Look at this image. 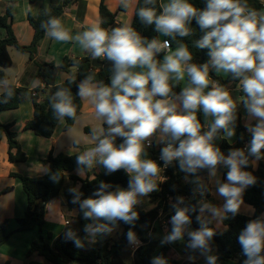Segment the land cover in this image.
Returning a JSON list of instances; mask_svg holds the SVG:
<instances>
[{
    "label": "clouds",
    "instance_id": "obj_1",
    "mask_svg": "<svg viewBox=\"0 0 264 264\" xmlns=\"http://www.w3.org/2000/svg\"><path fill=\"white\" fill-rule=\"evenodd\" d=\"M130 3L131 0H120L124 9L129 8ZM159 8L161 11L157 14V0H143L136 15L142 23L154 24L158 33L173 40L192 35L190 25L195 19L204 32L202 38L195 41V47L210 49L208 62L194 63L192 52L183 42L172 50L169 40H148L127 24L109 31L97 23L75 35L54 16L41 24L52 39L74 41L89 52L92 59L106 58L112 62L110 84L96 81L94 74L89 73L78 85L77 95L91 103L95 116L107 127L92 129L94 146L76 156V172L84 175L96 164L102 165L106 174L123 169L129 175L128 187L116 186L109 191L113 186L101 181L92 197L86 199L81 198L79 185L68 191L71 203L79 205L83 219L92 221L84 227L85 239L95 241L110 233L109 225L117 221L134 226L139 219L135 209L141 198L159 191L158 185L166 179L161 175V166L146 158L145 142L150 147V138L155 136L158 143L165 145L159 157L163 168L178 162L186 177H193V195L201 197L209 188L198 173L207 170L209 181L216 186V194L224 200L222 207L203 200L182 206L184 197H176L171 205L175 210L169 221L171 230L160 243L174 244L187 236L188 251L198 252L206 264H217L218 257L213 254L210 243L216 233L208 226L210 221L205 213L215 220L239 214L244 191L257 182L245 169L264 158L261 152L264 149V10L250 7L247 0H207L203 10L189 0H167ZM162 52L165 55L161 61L157 56ZM210 66L217 73L239 79V87L245 94L241 100L248 116L256 120L255 125L248 128L252 139L247 151L234 148L225 155L214 143L221 130L226 138L235 135L237 101L219 81L210 78ZM186 76L189 82L177 94L173 88ZM0 89L4 92L0 103H8L14 95L11 82L0 80ZM50 105L56 120L76 118V106L69 89L58 88L50 97ZM199 110L206 118L213 119L202 126L197 116ZM202 127L207 129L203 133ZM118 137L122 138L119 145L116 144ZM78 143L74 141V146L78 147ZM220 166L228 169L226 182L218 178ZM50 179L58 182L60 176L52 173ZM196 212L200 226L192 230L189 213ZM65 236L73 239L75 247H84L71 229ZM126 238L133 249L140 247L141 242L131 228ZM238 242L246 257L243 264H264V215L247 222ZM188 259L195 257L190 255ZM152 264H166V260L156 256Z\"/></svg>",
    "mask_w": 264,
    "mask_h": 264
},
{
    "label": "trees",
    "instance_id": "obj_2",
    "mask_svg": "<svg viewBox=\"0 0 264 264\" xmlns=\"http://www.w3.org/2000/svg\"><path fill=\"white\" fill-rule=\"evenodd\" d=\"M35 0H30L33 4ZM207 0H193L191 3L198 9L203 10L206 7ZM250 7L257 10H262L264 4L262 0H247ZM79 4L84 8L85 4L81 0H58L51 1L47 8H42L37 15H34L32 10L28 11V21L34 29V37L29 45H21L14 34L13 19H14V7L9 5L6 7L3 14H0V30L4 29L6 35L4 38H0V80L7 79L5 70L13 66V60L9 52V48L13 47L22 54L29 55V61H33L37 55L38 47L41 41L45 37V30L41 28V24L46 22L49 16H54L60 19L64 13V9L70 5ZM161 0H157V14H160L161 9L159 5ZM143 6V0H138L134 18L131 26L144 38L151 40L158 38V32L155 30V25H146L141 22L136 15L138 7ZM120 11H126L121 5ZM100 26L111 30L116 25V16L107 7L105 0H101L99 5ZM190 27L193 29L192 35L188 37H177L173 40L171 37L164 36V40H169L171 47L175 49L179 42L187 44L189 50L193 54V62L197 64H203L210 60L208 55L210 49H200L195 47V41L202 38L204 32L200 29L195 19L191 22ZM164 53H160L157 59L161 60ZM92 57L89 54L81 59H71L64 57L59 66L55 67L53 64L44 63L40 66L39 75L44 82L45 87L40 85L35 87L30 95L35 92L36 94L30 96L33 102V117L27 121L24 126V130L32 131L35 135L51 138L54 131L60 122L53 116L50 105V97L57 91L58 88L69 89L72 94L73 103L76 106V118L81 112L83 102L77 95L79 83L89 73L94 74L96 81H103L105 84H110V76L112 69V62L106 58H100L99 61L103 63L102 66L95 67L92 65ZM76 66L74 69H72ZM47 67L59 69L60 71L70 74V77L62 82H53V75L46 71ZM210 78L217 80L227 90L230 86L238 85L239 79H234L231 74L226 76L217 75L213 68L210 66L209 72ZM14 95L8 103H0V113L5 111H11L18 109L20 105L26 100L28 89L23 86L11 85ZM181 83L177 84L173 91L177 94L182 90ZM241 97L245 94L243 91L240 93ZM4 92L0 99H3ZM42 97V98H41ZM243 102L237 103V119L235 121L236 142L231 144L223 135L221 130L216 140H220V149L227 155L230 149L242 148L245 149L250 144L252 134L248 131L249 126H254L255 123L244 125L242 120V106ZM198 119L202 126V110L197 112ZM75 119L65 118L64 130H69L73 127ZM12 123H2L0 120V143L3 135L6 136L8 141V161L10 163H23L26 162L28 157L22 150L21 145L16 139V133L11 130ZM107 127V126H105ZM87 132H91L89 128H86ZM201 132H204L202 127ZM122 142V138L116 139V144L119 145ZM178 146V143H177ZM247 151V149H245ZM146 158L155 159L158 150L146 147ZM264 153V149L261 150ZM80 153V152H79ZM67 155L65 153H59L57 155L52 152L48 155L44 163L48 165V172L41 176H27L19 173L11 172L10 175L13 178H18L22 184V188L27 196V208L23 217H18L14 220L16 228L10 231V219L0 221V247L4 245L10 237L18 232L31 231L36 228L43 230L46 225L47 205L60 198V195L65 187L67 180H70L71 185L67 187L64 196L66 205L70 210L76 209L77 216L74 218L75 225L67 227L59 235L53 238L52 232H48L47 236L40 234L38 240L31 242L30 247L26 253L29 258L36 254L43 258L47 264H129L123 257L124 250L129 247L126 233L131 228L136 233L138 240L141 242L134 253V256L130 264H152V260L156 256H162L166 260V264H197L194 260H185L180 262L171 255V246L164 244L161 247L155 237V224L158 221L161 214H164L167 219L170 220L174 215L175 210L171 207L175 202L176 197H184V205L190 206L197 204L198 201L209 197V192H206L203 197L199 194L193 195V189L195 184L191 181L193 177L188 176L179 169L178 162H173L167 169V180L158 185L159 191H154L149 194L150 200L156 203V206L149 210H143L138 205L136 211L139 214V219L135 222L134 226L125 224L123 221H117L122 227V232L117 239H114L111 232L99 236L95 241H89L85 239L86 233L84 227L87 223H91V220H85L82 217V213L79 210V205L71 203V195L68 191L69 188L80 186V191L83 193L82 199L92 197L94 191L97 190L101 181L111 184L113 188L116 186L127 189L129 175L123 170H118L112 174H106L105 170L102 172H95L94 170L86 171V178L82 179L78 175L74 174L76 171V156L79 154ZM254 160V158H250ZM250 171L256 178L257 182L254 186L248 187L243 193V201L254 209L252 216H246L241 213L232 217L229 214L228 219H221L222 224L226 227L225 230H217L210 218L208 219L209 227L213 228L215 235L211 240L212 249L215 255L218 257L217 264H243L246 257L242 254L241 245L238 242V236L241 230L246 226L247 222L256 219L264 215V162L260 161L257 166L255 163H250L245 169ZM52 173H57L60 176L58 182H53L50 179ZM207 170H201L198 175L204 181L207 175ZM227 172H224V178H226ZM93 176V177H92ZM11 191L10 187H7L0 191V195L6 194ZM169 197L172 198L170 202ZM95 198V197H93ZM199 213H189L192 223L190 228L196 230L199 228V222L196 220V216ZM102 223L104 221H101ZM171 227V224H169ZM71 229L77 237H79L83 244V248H77L74 246L73 239L66 238L65 233ZM187 242V236H185ZM185 252L188 255L196 257L200 254L198 252L192 253L185 247Z\"/></svg>",
    "mask_w": 264,
    "mask_h": 264
},
{
    "label": "crops",
    "instance_id": "obj_3",
    "mask_svg": "<svg viewBox=\"0 0 264 264\" xmlns=\"http://www.w3.org/2000/svg\"><path fill=\"white\" fill-rule=\"evenodd\" d=\"M51 1H58V0H35L33 4L30 3V0H0V14H3L6 7L12 5L14 7V19H13V30L14 34L18 40V43L21 45H29L31 44L33 37H34V29L30 25L28 21V11L32 10L34 15H37L42 8H47L50 5ZM85 6L82 8V5L73 4L64 9V13L60 18L63 26L70 32L71 35H75L78 32H82L92 26L93 24H100V16H99V5L101 0H81ZM193 0H189L191 3ZM167 0H161V3H166ZM264 4V0H262ZM105 3L109 10L113 12L116 16V25L115 27L122 26L124 24L130 25L134 18L135 9L138 3V0H131L129 8L126 11H120V0H105ZM264 10V7L263 9ZM6 35V31L4 29L0 30V38H4ZM158 38L162 42L164 40V35L158 33ZM15 48H9L10 55L13 60V67L16 65L15 58ZM16 50V49H15ZM172 50H175L172 48ZM17 51V50H16ZM20 53V52H19ZM22 54V53H21ZM90 53L81 49L80 45L74 41H57L52 39L51 37L45 34L44 39L41 41L37 55L35 56L33 61H29V55L23 54L20 58L21 66L19 69L16 68L15 74L11 79L9 71L5 70L7 80L11 82V85H15L17 87L23 86L28 89V93L31 92L35 87L41 86L42 88L45 87L44 82H42V78L39 75L40 66L44 63L53 64L55 67L59 66L62 62L64 57H69L71 59H81L83 57L88 56ZM165 55V53H164ZM27 60V61H26ZM163 58L161 59V61ZM54 69L53 75V82L55 83H62L66 81L70 74L60 71L59 69ZM74 69V67L72 68ZM11 71V70H10ZM213 71L220 76H226L227 74L221 72L217 73L214 69ZM189 80L186 76L184 81L180 83L182 86H186L185 81ZM238 91L239 97L242 99L240 93L242 89L239 87V84L236 86H230L229 92ZM30 95V94H29ZM32 95V94H31ZM30 95V96H31ZM42 98V97H41ZM242 100H237V103H241ZM83 106L81 109L80 114L75 120V123L72 128L69 130H64L65 120H62L58 123L54 134L51 138H44L35 135L32 131L24 130V126L28 120L33 117V102L31 99V105L26 101H24L18 109L14 111L24 110V117L17 119L11 115L4 116L6 118L5 121H2L1 118L3 115H6L5 112L0 113V120L1 122H5L6 124L12 123L13 126L11 130L14 131L17 135L16 139L18 140L19 144L22 147V150L26 153L28 159L26 162L23 163H10L8 161V141L5 135H3L2 141L0 143V175L3 172L5 176L6 182H0V191L3 189L10 187L11 191L0 195V221L5 219H10L11 223L18 217H22L25 214L27 208V196L22 188V184L18 178L11 177L10 173L15 172L22 175L27 176H41L44 175L46 172L44 171L45 168L48 169V165L44 163L48 155L52 152L53 154L57 155L59 153H65L67 155L76 154L82 151H86L89 148L94 146V141L91 139V132H87L86 128H89L90 131L94 127L102 126V123L99 125L93 126L92 121V114L94 111V107L91 103L84 99L82 100ZM29 104V107L27 106ZM28 107V108H27ZM12 111V110H11ZM22 113V112H21ZM23 114V113H22ZM212 117L205 118L202 112V121L204 125L211 121ZM209 120V121H208ZM242 120L244 125H249L252 123H256L254 118L248 116V113L244 107L242 106ZM91 124V125H90ZM106 126V125H105ZM17 128V130H16ZM79 130L80 135L75 136L74 131ZM207 129L204 127V131ZM226 138V137H225ZM151 140L155 142V146H160L162 143H158L156 137H151ZM74 141H78V147L74 146ZM7 142V147H6ZM214 142L220 144V140H215ZM231 144L236 142V131L235 135L232 137L230 141ZM260 161L264 162V158L260 159L259 161H255V166L259 164ZM37 169V172L34 171ZM95 172H102L105 169L102 165L96 164L92 171ZM228 169L220 166L218 169V175L221 181L226 182V178H224V172H227ZM36 172V173H35ZM36 174V175H34ZM75 175H78L76 171H74ZM80 178L85 179L86 173L84 175H78ZM93 177V176H92ZM68 186L71 185L70 180H67ZM204 182L208 184L209 188V197L204 199V202L209 203L211 198V187L209 185L208 173L204 178ZM77 186V185H76ZM224 203V200L222 201ZM222 203V204H223ZM156 206V203L153 204V207ZM152 207V208H153ZM149 208V209H152ZM252 208V207H251ZM147 209V210H149ZM246 209V208H245ZM6 210L5 215L2 216V211ZM247 213H251L250 210H247ZM254 213V209H253ZM70 216L73 220L77 216V210L73 209L70 210L66 205L65 196H61L56 201H53L47 205V216H46V225L44 226L43 230L40 232L38 228H36L39 232L38 235L44 234L45 230L48 229L47 232H52L53 238L59 235L64 229H58L60 227L59 223H65V217ZM205 217H208L213 222L214 227L219 230L223 231L226 227L222 224L221 220L212 219L205 213ZM219 223V226L215 223ZM10 223V231L16 228V224ZM15 223V222H14ZM53 230H56L58 233H54ZM34 231V230H31ZM30 231L25 232H18L15 234L20 233H29ZM13 234V235H15ZM12 235V236H13ZM31 236L30 241L28 240L25 245V259L23 264H44L41 263V258L36 254L32 255L31 257H27L26 253L30 247L31 242L36 240L35 234H28ZM11 236V237H12ZM10 237V238H11ZM10 240V239H9ZM7 241V243L9 242ZM5 244L0 248L4 249ZM214 254V252H213ZM33 257H36L33 259ZM43 259V258H42ZM44 260V259H43ZM45 261V260H44ZM47 264V262L45 261Z\"/></svg>",
    "mask_w": 264,
    "mask_h": 264
},
{
    "label": "rangeland",
    "instance_id": "obj_4",
    "mask_svg": "<svg viewBox=\"0 0 264 264\" xmlns=\"http://www.w3.org/2000/svg\"><path fill=\"white\" fill-rule=\"evenodd\" d=\"M14 51H15V54L16 55L13 56V57L15 58L14 60L16 62V65L14 67L12 66L9 69H7V72L9 71V73H10L11 79L13 78V76L15 74L16 68L19 69V67L21 66V64H20V58L23 55V54L19 53L18 51H16L15 49H14ZM188 82H189V80H186L185 81L186 85L188 84ZM231 96L236 101L237 100H241L240 97H239V92L238 91L231 92ZM26 100L31 105V97H30L29 93L27 94ZM28 103H27V106L29 107V104ZM21 112L20 111H14V110L7 111V112H5L6 115H3L1 117L3 119L2 121H5L6 120L5 117L8 116V115H11V116H13V117H15L17 119H20V118L26 116V115H24V110H21ZM92 116L93 117H91V118H92V121H93V126L99 125L100 123H102V126H105V125H103V122L101 120H99L95 116L94 111H93ZM16 130H17V128H16ZM74 134H75V136H79L80 135L79 130H77V131L75 130L74 131ZM226 139L228 141H230L232 139V137L231 138H226ZM214 143L216 144V146H218L220 148L219 142L218 143L214 142ZM6 147H7V142H6ZM34 171L37 172V169H34ZM34 175H36V174H34ZM218 178H219V175H218ZM4 180H5V176L3 175V172H2L1 175H0V182H6ZM0 185H1V183H0ZM209 185L211 187V198L209 200V203L212 204V205H214V206H216V207H222V205H223L222 204L223 203L222 202L223 201V198L219 197L216 194V186H215V184L213 182H209ZM67 187H68V182H66L65 187H64V189H63V191L61 193V196L62 197L64 196V193H65ZM153 204L154 203L151 202L150 197H149V194H148V196L141 198V203L138 204V206L141 209H143V210H147L149 208H152L153 207ZM247 210H250L251 213H247ZM239 213H241L243 215H246V216H252L253 215V208H251L246 203H243L241 205V208H240ZM5 214H7L6 213V210L2 211V216L5 215ZM65 220L66 221H69V224L67 225L64 222H61V223H59L60 227H58V229H61V230L64 229L65 230L67 227H71V226H74L75 225L74 220L69 215L65 217ZM169 221L170 220L167 219L164 214H161L160 217H159V219H158V221L155 224V237L157 238V240L159 242V246L158 247H161L162 246L161 243H160V241L163 238V236L166 234V232L171 230V227L169 225L170 224ZM12 224H15V223L12 222L11 225ZM215 224H217V226H219V223L218 222L215 223ZM109 226L112 228L111 234H112L113 238L114 239H117L119 237V234L122 232V227L120 225H118V224H114V225L110 224ZM11 229H12V227H11ZM47 231H48V229L45 230V232H44V235L45 236H47V233H48ZM53 231H54L55 234L58 233L56 230H53ZM38 232L39 231L37 229H34V231H30L29 233H20V234L13 235L10 238L9 242L8 243L7 242L5 243L4 249H0V264H23L24 259L26 258L25 255H24V252H25V249L24 248H25L26 243H29L27 241L28 240L30 241V239H31V236L28 235V234H35L36 240H38L39 239ZM186 243H187L186 242V239H184V241H178V242H176L174 244H169L171 246V255L174 258H176L177 260H179L180 262H183V261H185V260L188 259V255L185 252V245H186ZM123 257H124V259L129 264L131 263V260L133 258V249H132L131 246L127 247L124 250ZM35 258L36 257H33V259H35ZM41 260H42L41 263L44 262V264H46L45 261L42 258H41ZM194 261L197 264H206L205 258L203 256H201V255L196 256L195 259H194Z\"/></svg>",
    "mask_w": 264,
    "mask_h": 264
},
{
    "label": "built area",
    "instance_id": "obj_5",
    "mask_svg": "<svg viewBox=\"0 0 264 264\" xmlns=\"http://www.w3.org/2000/svg\"><path fill=\"white\" fill-rule=\"evenodd\" d=\"M164 41V40H163ZM162 41V42H163ZM2 93H3V89H0V98H1V96H2ZM36 93L35 92H33L32 93V95L34 96ZM151 140V139H150ZM152 141V143H151V146L150 147H148L147 146V142H145V144H146V147H148V148H152V149H156V150H158V154H157V157L154 159L160 166H161V168H162V172H161V175L163 176V177H165L166 179H164V181L163 182H165L166 180H167V169H168V167L165 169V168H163V162L162 161H160V159H159V157H160V152H161V148L162 147H164L165 145L164 144H161L160 146H155V142L153 141V140H151ZM245 149H247V148H245ZM169 199H170V202H172V198L171 197H169ZM172 203H175V202H172ZM65 224H69V221H66L65 220ZM133 249V248H132ZM137 249V248H136ZM136 249H133V256H134V253H135V251H136Z\"/></svg>",
    "mask_w": 264,
    "mask_h": 264
},
{
    "label": "water",
    "instance_id": "obj_6",
    "mask_svg": "<svg viewBox=\"0 0 264 264\" xmlns=\"http://www.w3.org/2000/svg\"><path fill=\"white\" fill-rule=\"evenodd\" d=\"M100 58H96V59H93L92 60V65L95 66V67H99V66H102L103 63L101 61H99ZM46 71L50 74H52L54 72V69L52 67H47L46 68Z\"/></svg>",
    "mask_w": 264,
    "mask_h": 264
}]
</instances>
